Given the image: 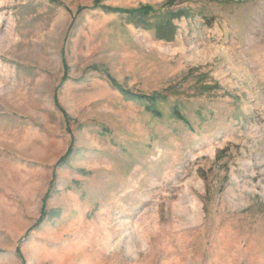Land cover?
<instances>
[{"label": "rangeland", "instance_id": "rangeland-1", "mask_svg": "<svg viewBox=\"0 0 264 264\" xmlns=\"http://www.w3.org/2000/svg\"><path fill=\"white\" fill-rule=\"evenodd\" d=\"M0 264H264V0H0Z\"/></svg>", "mask_w": 264, "mask_h": 264}, {"label": "trees", "instance_id": "trees-1", "mask_svg": "<svg viewBox=\"0 0 264 264\" xmlns=\"http://www.w3.org/2000/svg\"><path fill=\"white\" fill-rule=\"evenodd\" d=\"M108 9L112 11L127 13L130 17L138 20L137 24H144L146 26L151 25V23H149V19L152 17L153 8L149 5H141L139 8L133 9V10L112 9V8H108ZM171 13L172 14L170 17L162 19L161 23L157 25L158 34L162 38H165L166 36H170L173 34L172 19L176 14L179 13V10L172 11ZM123 93L125 94L127 99H133V100L139 99L142 104L146 105V107L152 111V114H160V112L156 109V105H155L158 99L160 98L159 95L145 96L141 94L138 95V94L130 93L128 91H124ZM175 113L179 114V111L177 108L175 109Z\"/></svg>", "mask_w": 264, "mask_h": 264}, {"label": "bare ground", "instance_id": "bare-ground-1", "mask_svg": "<svg viewBox=\"0 0 264 264\" xmlns=\"http://www.w3.org/2000/svg\"><path fill=\"white\" fill-rule=\"evenodd\" d=\"M4 134H2V141H6V139L8 138V132H3Z\"/></svg>", "mask_w": 264, "mask_h": 264}]
</instances>
